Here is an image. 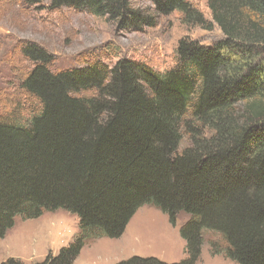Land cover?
Segmentation results:
<instances>
[{
	"label": "trees",
	"instance_id": "trees-1",
	"mask_svg": "<svg viewBox=\"0 0 264 264\" xmlns=\"http://www.w3.org/2000/svg\"><path fill=\"white\" fill-rule=\"evenodd\" d=\"M43 1L131 32L178 12L182 24L216 26L223 38L180 39L163 73L128 59L51 72L50 54L22 44L33 67L20 89L38 111L26 123L0 118V240L16 218L65 211L77 233L33 264H73L89 243L119 239L147 206L173 228L187 216L184 258L116 264H198L205 245L234 264H264V0H206L211 21L188 0H149L152 13L133 0H23ZM183 135L190 146L178 152Z\"/></svg>",
	"mask_w": 264,
	"mask_h": 264
},
{
	"label": "rangeland",
	"instance_id": "rangeland-1",
	"mask_svg": "<svg viewBox=\"0 0 264 264\" xmlns=\"http://www.w3.org/2000/svg\"><path fill=\"white\" fill-rule=\"evenodd\" d=\"M206 20L211 21L206 0H188ZM48 1L26 6L23 0H0V118L21 123L38 111L37 102L20 89V80L32 64L20 53L24 43H34L52 56L51 72L82 68L94 62L112 67L121 59L146 64L163 73L176 64L175 49L188 37L203 46H212L223 36L214 26L203 31L181 23L180 14L159 16L155 27L131 32L86 12L69 8L51 10ZM132 6L152 13L149 0H133ZM190 146L183 135L178 148ZM187 220L179 214L175 228L153 207L140 208L119 239H98L86 245L73 264H114L131 256L154 257L166 263L184 258V242L178 228ZM78 220L65 211L48 212L33 220L16 218L14 226L0 240V264L16 259L26 264L40 262L66 246L77 233ZM205 239L217 241L206 234ZM198 264H234L222 256H211L203 246Z\"/></svg>",
	"mask_w": 264,
	"mask_h": 264
},
{
	"label": "crops",
	"instance_id": "crops-1",
	"mask_svg": "<svg viewBox=\"0 0 264 264\" xmlns=\"http://www.w3.org/2000/svg\"><path fill=\"white\" fill-rule=\"evenodd\" d=\"M122 236H123V235H122ZM127 258H129V257H127ZM127 258H125V259H127ZM125 259H121V260H119V261H122V260H125ZM119 261H117V262H119ZM117 262H116V263H117ZM116 263H114V264H116Z\"/></svg>",
	"mask_w": 264,
	"mask_h": 264
}]
</instances>
